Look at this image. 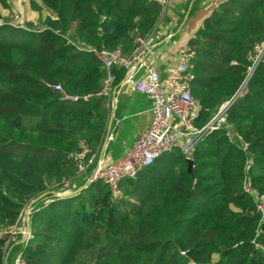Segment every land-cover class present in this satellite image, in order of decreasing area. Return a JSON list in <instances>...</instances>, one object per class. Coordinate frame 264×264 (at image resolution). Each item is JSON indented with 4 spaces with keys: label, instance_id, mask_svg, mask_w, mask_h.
Listing matches in <instances>:
<instances>
[{
    "label": "trees",
    "instance_id": "obj_1",
    "mask_svg": "<svg viewBox=\"0 0 264 264\" xmlns=\"http://www.w3.org/2000/svg\"><path fill=\"white\" fill-rule=\"evenodd\" d=\"M38 1L50 15L36 31L0 13V229L21 223L33 201L28 238L6 243L0 235V264H13L18 253L24 264H72L83 251L94 253L91 264H264V220L243 189L248 183L264 194V55L250 71L255 46L264 44V0L219 2L187 42L197 127L245 83L220 126L196 142L192 175L174 148L123 179L118 197L101 181H86L123 71L105 69L71 42L129 56L161 7L151 0ZM82 141L93 159L78 173Z\"/></svg>",
    "mask_w": 264,
    "mask_h": 264
},
{
    "label": "built area",
    "instance_id": "obj_2",
    "mask_svg": "<svg viewBox=\"0 0 264 264\" xmlns=\"http://www.w3.org/2000/svg\"><path fill=\"white\" fill-rule=\"evenodd\" d=\"M151 1L159 4L162 9L168 3V0ZM157 26L158 22L148 35L136 38L137 47L129 56L123 55L120 49H96L83 46L78 41L71 42L80 50L92 52L105 69L109 70L114 66L121 69L124 76H127L125 82L131 89L145 95L151 103L150 121L145 130L137 135L120 158L105 163L98 162L96 170L88 177L90 181L99 180L106 184L114 197L121 195L119 184L123 179L136 176L140 170L152 165L162 154L179 148L186 158H190L191 151L202 133L220 126L225 119V109L234 100L232 97L225 101L205 125L197 127L195 122L200 108L193 99L191 91V80L194 77L191 72V59L194 57V51L187 44L180 46L175 61L168 64L163 73L150 67L148 57L152 54L157 39ZM253 55V66L250 71L264 55V44L256 45ZM111 81L112 76L108 73L104 93L109 92ZM54 88L60 89L59 86ZM62 99L75 100L76 97L63 95ZM245 146L246 143L243 144V147ZM90 152L89 146L82 141L79 151L74 154L78 173L83 172L91 163L93 156L89 157ZM243 189L255 202L260 212V220H264V194H259L248 183L244 184ZM28 213L24 209L22 222ZM18 234H21V238L24 234L20 223L0 229V235L8 236L6 243L17 240ZM257 246L261 247L258 244ZM13 264H24L21 253L16 255Z\"/></svg>",
    "mask_w": 264,
    "mask_h": 264
},
{
    "label": "crops",
    "instance_id": "obj_3",
    "mask_svg": "<svg viewBox=\"0 0 264 264\" xmlns=\"http://www.w3.org/2000/svg\"><path fill=\"white\" fill-rule=\"evenodd\" d=\"M221 1L223 0H203L198 8L193 9L196 0H168L166 7L161 8L156 30L157 39L153 52L148 57L149 66L161 73L165 72L168 64L175 61L178 48L187 44L195 31L202 27L203 20L211 9ZM47 15L50 13L47 12ZM121 81L111 90L110 106L112 91L116 90L113 116L115 124L113 131L109 130L102 155V147L100 149L97 163L120 158L150 121V100L132 90L126 83L120 84ZM109 142L111 145L106 150Z\"/></svg>",
    "mask_w": 264,
    "mask_h": 264
},
{
    "label": "rangeland",
    "instance_id": "obj_4",
    "mask_svg": "<svg viewBox=\"0 0 264 264\" xmlns=\"http://www.w3.org/2000/svg\"><path fill=\"white\" fill-rule=\"evenodd\" d=\"M7 6H3L0 0V13L4 21L19 27L31 30L42 29L43 19L47 11L40 6L38 0H4ZM243 87H241L240 92ZM29 214V213H28ZM21 229L25 230V223L21 221ZM94 253L92 251H83L77 255L72 264H91Z\"/></svg>",
    "mask_w": 264,
    "mask_h": 264
},
{
    "label": "water",
    "instance_id": "obj_5",
    "mask_svg": "<svg viewBox=\"0 0 264 264\" xmlns=\"http://www.w3.org/2000/svg\"><path fill=\"white\" fill-rule=\"evenodd\" d=\"M248 77H249V75H248ZM248 77H247V79H248ZM126 79H127V76L125 75L124 77H123V79H122V81H121V83L120 84H122V83H126L125 81H126ZM119 84V85H120ZM128 86H129V84L128 83H126ZM244 85H245V83L241 86V87H244ZM130 87V86H129ZM241 89V88H240ZM240 89L236 92V94L233 96V99H235L236 98V96L240 93ZM115 89L112 91V100H111V109H110V111H109V115H108V121H107V125H106V133H105V136H104V140H103V144H102V149H101V155H102V153H103V150H104V147H105V145H106V142H107V139H108V135H109V130H110V127H111V123H112V120H113V116H114V94H115ZM186 161H187V165H186V171L190 174V175H192V166H193V160L191 159V158H186ZM96 167H97V165H95V167L93 168V170H92V172H91V175L94 173V171L96 170ZM89 182H91L90 181V179L89 178H87V181H86V184H88ZM86 184H84L83 186H81V187H79L76 191H72V192H69V193H67L68 195H71V194H74L75 192H78V191H80L82 188H84L85 186H86ZM54 194L55 195H59V196H64V195H67V194H59V193H56V192H54ZM44 195V193L43 194H41V195H39V197H41V196H43ZM38 197V198H39ZM33 201H31L28 205H27V207L25 208V212L26 213H28L29 212V209H30V206H31V203H32ZM24 223H25V230H24V234H23V236H22V238L18 241V243H22V242H24L27 238H28V236L30 235V225H29V215H26V216H24Z\"/></svg>",
    "mask_w": 264,
    "mask_h": 264
}]
</instances>
